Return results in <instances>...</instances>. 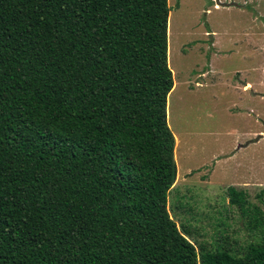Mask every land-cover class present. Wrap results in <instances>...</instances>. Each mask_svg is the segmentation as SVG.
I'll return each mask as SVG.
<instances>
[{"label":"trees","instance_id":"trees-1","mask_svg":"<svg viewBox=\"0 0 264 264\" xmlns=\"http://www.w3.org/2000/svg\"><path fill=\"white\" fill-rule=\"evenodd\" d=\"M171 10L0 0V264H264L245 191L231 205L262 240L243 249L197 244L171 215Z\"/></svg>","mask_w":264,"mask_h":264},{"label":"rangeland","instance_id":"rangeland-1","mask_svg":"<svg viewBox=\"0 0 264 264\" xmlns=\"http://www.w3.org/2000/svg\"><path fill=\"white\" fill-rule=\"evenodd\" d=\"M219 1L238 6L169 0V64L176 87L168 119L178 168L170 208L179 226L191 228L195 243L233 252L262 240L231 205L228 189L245 191L264 211L257 199L264 191V139H257L264 135V91L258 103L253 91L242 96L231 87L245 77L256 81L259 65L264 77V0ZM210 67L212 75L200 80L202 87L185 85Z\"/></svg>","mask_w":264,"mask_h":264},{"label":"crops","instance_id":"crops-1","mask_svg":"<svg viewBox=\"0 0 264 264\" xmlns=\"http://www.w3.org/2000/svg\"><path fill=\"white\" fill-rule=\"evenodd\" d=\"M215 8H218V7H216L215 6ZM218 44V42L216 41V40H214V42L212 43V46L213 47H215V45H217ZM257 47H259V41H258V46ZM258 49V48H257ZM258 53H259V55H260V51L258 50ZM210 70L208 71V72H210L211 71V67L209 68ZM208 72H206V71H204V72H202V77L199 79V80H196L195 81V83L193 82V81H186L185 82V85L187 86V83L188 84H193V85H191L190 86V90H193L194 88H196V87H202V85L204 84L203 82H201V83H199L200 82V80H203V79H205V77L206 78H208L209 76H211L212 75V72H210V73H208ZM258 72H259V75H258V78H256V81H255V79H253V80H251L250 78H247V77H245V81L244 82H241L240 84H238L237 86H231L232 88H234L235 90H237V91H239V92H241V95L242 96H248V93L250 92V91H253V95L254 96H256L257 97V99H258V103L261 101V95H262V90L264 91V77L262 76V74L260 73V65L258 66ZM263 80V81H262ZM175 87H176V84H175V86H174V89H175ZM188 88V87H187ZM189 89V88H188ZM245 98L246 97H244V98H242L241 99V101L243 102V104H244V102H245ZM236 108H240V107H238V105L237 106H235ZM242 109V108H241ZM240 110V109H239ZM240 111H242V110H240ZM259 112V111H258ZM261 132H259L258 134H260ZM263 134V133H262ZM244 135V134H243ZM257 139H259V137L257 138ZM262 139H264V138H262ZM177 143V142H176ZM249 145H251V143H248L246 146H240L241 148L240 149H244V148H246V147H248Z\"/></svg>","mask_w":264,"mask_h":264},{"label":"water","instance_id":"water-1","mask_svg":"<svg viewBox=\"0 0 264 264\" xmlns=\"http://www.w3.org/2000/svg\"><path fill=\"white\" fill-rule=\"evenodd\" d=\"M217 4L220 6V7H232V6H235L237 7L238 5L232 3V4H224V3H221L219 0H217ZM264 138V135L260 136L259 139H262ZM258 139V140H259Z\"/></svg>","mask_w":264,"mask_h":264}]
</instances>
